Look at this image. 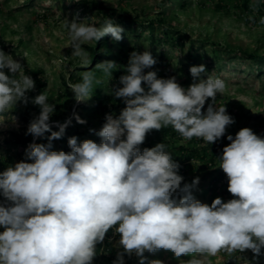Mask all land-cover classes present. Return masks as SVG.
<instances>
[{"label":"clouds","instance_id":"obj_1","mask_svg":"<svg viewBox=\"0 0 264 264\" xmlns=\"http://www.w3.org/2000/svg\"><path fill=\"white\" fill-rule=\"evenodd\" d=\"M73 57H86L85 44L110 35L123 39L124 28L106 19L100 26L85 23L77 13L64 19ZM260 23L264 25V18ZM157 63L150 51H132L120 87L108 94L122 99L118 115L107 113L100 137L78 142L68 139L70 152L56 151L53 141L61 139L72 118L49 123L55 105L44 92L29 98L34 80L24 73L20 60L0 50V114L12 111L18 102L39 106L26 135L47 136V143H30L25 160L0 172V264H92L97 245L112 230L119 236L112 264H125L133 255L145 264V252L171 251L175 258L190 256L180 264H212L210 258L224 252L229 256L251 251L258 258L264 249V137L251 128L240 129L219 157L228 179L232 199L215 198L209 205L192 194L199 177L183 183L165 143L152 148L140 145L153 130L171 126L184 140L202 139L213 144L235 123L226 107L216 105L225 82L206 74L205 65L190 67L193 83L182 87L175 76L158 78ZM116 62L96 64L112 77ZM82 80L71 85L77 104L89 100L95 72L81 73ZM198 81V82H197ZM211 103L205 108L206 101ZM77 123L86 121L73 113ZM4 121L0 120V125ZM31 161V162H26ZM240 259L244 258L241 256ZM245 264H248L246 260ZM148 264H163L160 260Z\"/></svg>","mask_w":264,"mask_h":264},{"label":"rangeland","instance_id":"obj_2","mask_svg":"<svg viewBox=\"0 0 264 264\" xmlns=\"http://www.w3.org/2000/svg\"><path fill=\"white\" fill-rule=\"evenodd\" d=\"M244 1L248 7L244 6ZM98 3L104 8H96ZM77 13L80 20L97 26L106 19L113 20L124 28L123 39L117 42L109 35L95 50V60L91 50L94 41L82 46L87 50L86 57H73L64 19L71 21ZM261 18H264V0H0V50L20 60L24 73L34 80L35 89L39 94L46 93L49 103L55 105L49 121L52 131L59 130L57 122L72 118L64 136L52 142V150L66 153L71 151L68 139L73 136L78 142L91 139L99 143L100 137L90 129L99 131L107 113L118 115L125 107L122 99L108 92L114 86H122L116 72L126 74L124 68L132 51L148 50L156 59L157 63L145 69V73L156 71L158 78L175 76L185 88L193 83L190 67L205 65L206 74L201 78L206 79L207 74H211L225 82V91L217 94L216 105H224L235 123L227 126L225 135L213 144L197 138L184 140L174 134L163 137L151 131L140 148L142 151L165 143L172 158L179 145L195 148L197 154L207 152L204 159L189 158L178 174L184 177L182 185L199 177L192 194L210 205L217 197L224 202L233 198L227 191V176L219 168L222 150L230 143L227 136L235 137L240 129L248 127L264 137V58L261 59L264 25L260 23ZM106 60L120 66L112 72V77L95 68ZM88 70L95 72L100 83L93 84L89 100L77 104L71 85L81 82V73ZM35 89L27 93L30 99L38 95ZM209 103L211 98L202 111H206ZM39 112V106L31 102L27 105L18 102L12 111L0 114V120L4 121L0 125V172L25 160V149L30 143L48 142L50 133L40 138L30 135L25 144L13 136V132L26 133L30 121ZM74 112L86 123H77ZM218 142L222 144L221 154L211 161V152L219 147ZM3 199L0 196V201ZM118 240L119 236L110 230L97 245L92 264H112L117 252L122 251L116 246ZM261 252L258 258L246 250L232 256L221 252L210 259L212 264H245L244 260L248 264H264V249ZM144 255L145 264L151 260L180 264L181 260L192 258L177 259L171 251L165 250ZM124 260L125 264H139L135 255L131 258L125 255Z\"/></svg>","mask_w":264,"mask_h":264},{"label":"trees","instance_id":"obj_3","mask_svg":"<svg viewBox=\"0 0 264 264\" xmlns=\"http://www.w3.org/2000/svg\"><path fill=\"white\" fill-rule=\"evenodd\" d=\"M243 4H244V6L248 7L247 3L245 1L243 2ZM95 7L96 8H104V5L102 3H98V4H95ZM108 36L109 35L101 38L97 42L94 41L95 44L93 46H91L93 58H94V54L96 52L95 50L97 49V47L99 48L100 45L104 42V40ZM250 55L251 56H255L254 54H250ZM263 58H264V54H263V56H261V59H263ZM94 60H95V58H94ZM34 75L36 76L37 74H34ZM116 75H117V77H120L122 74H121L120 71H118V72H116ZM40 81H41V79H40ZM43 84H44V82L42 83V85ZM34 92L39 94L38 89H35ZM97 104L100 105V102H98ZM153 131L155 133H158L159 135H162L163 137L167 136V135H170V134L179 135L176 131L173 130V128L171 126L162 128L159 131H156V130H153ZM13 136L18 142L23 143V144L27 143L28 140L30 139V135H26L25 133H21V132H13ZM218 146L219 147L215 148L213 150V152H211V158H210L211 161L214 159V157L220 156V154H221V147H222L221 142H218ZM177 149L178 150L175 152V156L173 157V160L176 161L180 165V167H184V164L186 163V161H188V159L191 158V157H197L198 156L199 158L204 159L206 157V154H207V152H204L202 154H199V153L197 154V152H196L197 150H195V148L189 149L188 147L183 146V145H179L177 147Z\"/></svg>","mask_w":264,"mask_h":264}]
</instances>
